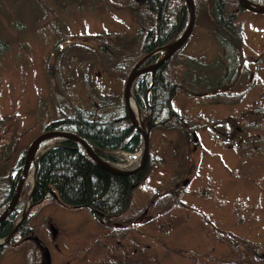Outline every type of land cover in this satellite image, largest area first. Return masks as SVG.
<instances>
[{"label": "rangeland", "instance_id": "rangeland-1", "mask_svg": "<svg viewBox=\"0 0 264 264\" xmlns=\"http://www.w3.org/2000/svg\"><path fill=\"white\" fill-rule=\"evenodd\" d=\"M207 3L170 60L179 120L149 130L150 171L127 211L106 225L53 198L30 206L28 176L18 209L35 236L4 245L0 264H264V13L237 12L242 38L223 47ZM145 15L140 0H0V189L51 120L118 109Z\"/></svg>", "mask_w": 264, "mask_h": 264}, {"label": "trees", "instance_id": "trees-1", "mask_svg": "<svg viewBox=\"0 0 264 264\" xmlns=\"http://www.w3.org/2000/svg\"><path fill=\"white\" fill-rule=\"evenodd\" d=\"M201 1L204 0H194L197 6L196 15ZM207 1L209 5L207 18L212 25L213 36L223 47L231 46L233 40L236 46L242 35L235 20L237 12L244 8L237 0ZM252 1L261 3L264 0ZM140 5L146 14L141 27L143 37L139 49L125 59L130 63H135L141 56L176 38L187 21L184 0H140ZM149 18L152 24L148 22ZM184 45L159 66L153 76L149 72L142 73L133 84V98L142 116L146 118L150 131L154 127L164 126L170 121L177 123L179 120V113L172 105L179 88L176 80L178 74L170 65V60ZM5 49L6 43L0 41V54ZM159 55V53L153 54L144 61L143 65L154 62ZM129 69L127 67L122 74L123 80H126ZM54 128L70 130L86 138L99 156L112 163L118 162L113 153L132 154L142 148V136L132 124L122 101L118 104V109L112 113L94 112L89 115L84 110L76 108L68 115L61 114L60 118L51 120L44 129ZM25 150L23 149L15 158L2 179L4 187L0 189V209L10 200ZM151 160L149 155L145 168L139 172L117 175L95 164L71 140H57L36 157L35 186L31 193L30 206L53 198L66 207L87 208L103 223L109 225L114 218L124 214L129 208L134 188L147 176ZM25 186L24 184L22 193L25 192ZM18 208L19 205L0 222V239L10 235L20 216ZM28 220L29 215L26 213L15 233L5 244L0 245V254L4 245L34 238V230L28 226Z\"/></svg>", "mask_w": 264, "mask_h": 264}, {"label": "water", "instance_id": "water-1", "mask_svg": "<svg viewBox=\"0 0 264 264\" xmlns=\"http://www.w3.org/2000/svg\"><path fill=\"white\" fill-rule=\"evenodd\" d=\"M239 5L251 12L255 13H264V4L255 2L252 0H237ZM186 9H187V22L182 30V32L169 43L158 47L152 53L146 54L139 59V61L133 65L131 70L129 71L124 87H123V103L128 112L129 118L137 129V131L142 136V148H141V159L140 161L131 167H121L112 162H109L105 158L99 156L92 148L90 142L78 135L75 132L66 129H48L39 135H37L27 146L23 159H22V166L19 172L18 180L15 185V188L12 192L10 200L5 205L3 210L0 212V222L6 218L18 205L21 199V191L22 188L29 176L30 166L33 164L34 170L32 174V184L30 190L28 191V196L26 202L30 200L31 193L35 186V171H36V157L44 152L46 148H43L49 141L51 140H71L75 143L83 153L89 157L95 164L102 167L103 169L117 175H131L136 172L143 170L147 164L149 159V147H150V140H149V127H146V119H142L140 109L133 98L132 95V87L135 82V79L142 73L149 72L153 76L155 70L163 65L178 49H180L189 39L195 25V2L194 0H184ZM160 52L161 55L158 59L154 62L143 65L144 61L154 53ZM133 100L135 105V111L130 106V100ZM139 118V120L137 119ZM26 213V207L23 209L22 213L20 214L19 218L17 219L14 228L10 232V235L7 238L0 239V245L5 244L9 238L15 233L17 226L23 220Z\"/></svg>", "mask_w": 264, "mask_h": 264}, {"label": "bare ground", "instance_id": "bare-ground-1", "mask_svg": "<svg viewBox=\"0 0 264 264\" xmlns=\"http://www.w3.org/2000/svg\"><path fill=\"white\" fill-rule=\"evenodd\" d=\"M130 106L132 107V109L135 111V105H134V102L133 100L131 99L130 100ZM137 119L139 120V118L137 117ZM33 170H34V166L33 164H31L30 166V172H29V177L32 179V174H33ZM5 207V206H4ZM19 218V217H18Z\"/></svg>", "mask_w": 264, "mask_h": 264}]
</instances>
